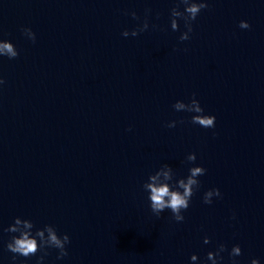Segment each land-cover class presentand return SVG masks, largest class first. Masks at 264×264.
Wrapping results in <instances>:
<instances>
[{
	"label": "water",
	"instance_id": "water-1",
	"mask_svg": "<svg viewBox=\"0 0 264 264\" xmlns=\"http://www.w3.org/2000/svg\"><path fill=\"white\" fill-rule=\"evenodd\" d=\"M175 4L0 0V37L20 50L0 58V264L16 216L70 235L68 257L51 249L46 264H191L219 243L264 264V0H208L184 42ZM148 9L149 29L123 37ZM192 93L214 129L172 108ZM173 119L185 123L166 127ZM191 152L208 171L185 221L154 216L143 182L164 163L187 175ZM215 187L223 199L204 204Z\"/></svg>",
	"mask_w": 264,
	"mask_h": 264
},
{
	"label": "clouds",
	"instance_id": "clouds-1",
	"mask_svg": "<svg viewBox=\"0 0 264 264\" xmlns=\"http://www.w3.org/2000/svg\"><path fill=\"white\" fill-rule=\"evenodd\" d=\"M208 7V0H176V4L171 8L170 12V26L173 31H180V22L181 20L183 21L184 29L186 30L181 32L179 36L180 42L191 39L193 23L197 20L202 10ZM150 11V9L146 10L142 24L137 25L131 31L125 29L122 32V36L125 38L129 36L137 37L147 31L150 27L148 21ZM131 15L134 19H140L135 11ZM238 26L240 29L251 28V24L247 20H241ZM152 27L156 28L158 25H153ZM21 31L32 43L36 42L37 34L31 27H22ZM19 55L20 50L11 39L0 37V58L7 57L9 60H13ZM5 83V78L0 75V86ZM172 108L175 112L192 114L190 123L193 125L213 129L216 127V115L206 113L196 93H192L187 101L183 99L176 100ZM183 123H185L183 119H173L167 122L166 127L175 128L178 124ZM197 159L196 152L188 153L185 157L184 163L189 165L187 175H178L173 166L168 163L162 164L157 170L149 173L142 184V189L146 193L149 208L154 216L159 218L166 211H170L171 218L175 222L181 223L185 221V212L190 208L193 196L202 187L200 177L206 175L208 171L202 164L198 165L196 163ZM217 198L223 199V193L220 188H209L203 194V203L212 205ZM231 219H236L235 213H233ZM3 231L10 234L5 248L6 251L12 253L11 264H27V260L32 257H36L35 264H46L51 249L58 250L56 261H63L69 255L70 235L66 232L61 234L56 225L52 223L37 227L31 218L16 216L14 221L4 228ZM211 243L212 237L205 235L203 244L208 245ZM225 253H227V260ZM242 255L243 249L239 243L233 244L230 250L226 243H219L214 251L207 252L203 261H201L199 254L196 253L191 255L190 261L191 264H209V262L210 264H240L237 258ZM250 264H262V262L260 258H253Z\"/></svg>",
	"mask_w": 264,
	"mask_h": 264
}]
</instances>
